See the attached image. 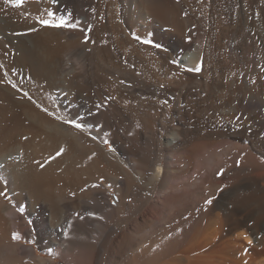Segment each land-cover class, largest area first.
Masks as SVG:
<instances>
[{"label": "bare ground", "instance_id": "obj_1", "mask_svg": "<svg viewBox=\"0 0 264 264\" xmlns=\"http://www.w3.org/2000/svg\"><path fill=\"white\" fill-rule=\"evenodd\" d=\"M0 61L63 116L0 82V264H264V0H0Z\"/></svg>", "mask_w": 264, "mask_h": 264}, {"label": "rangeland", "instance_id": "obj_2", "mask_svg": "<svg viewBox=\"0 0 264 264\" xmlns=\"http://www.w3.org/2000/svg\"><path fill=\"white\" fill-rule=\"evenodd\" d=\"M74 29L77 33L81 32L80 26H76ZM0 82L8 85L10 88L13 87V85H15V87H13L11 89L13 91L16 90V91H14L16 98L18 100L22 101L23 103L27 104L28 106L34 108L35 110H37V112H40L44 116L45 120L50 121L51 119L52 120H62L63 119V116L60 114V112L56 109V107L53 104H51L49 102L46 103L45 101L41 100L37 94L32 93L29 90H27L26 82L25 81L20 82L19 80H16L13 77V75H11L10 71L8 70V67L1 61H0ZM0 90L2 91V89H0ZM108 149L109 150L113 149L111 144L108 145ZM105 188L108 192V195L111 199L112 204L115 206L117 204V201H118L117 192L115 190H112L111 187H109L108 185H105ZM0 193H5L6 194V196H5L6 201L8 203H12L13 199H12L11 193L9 191L4 192L2 190L1 185H0ZM136 203L138 204V202H136ZM119 213H121V210L119 208H117V210L114 209V216H117ZM23 242L28 244V245L33 243L35 245L38 253H40L42 255H45V256H52L53 255L50 252H46V251L41 250L39 248V245L31 239L23 240ZM57 260L61 261L60 258H58Z\"/></svg>", "mask_w": 264, "mask_h": 264}, {"label": "snow or ice", "instance_id": "obj_3", "mask_svg": "<svg viewBox=\"0 0 264 264\" xmlns=\"http://www.w3.org/2000/svg\"><path fill=\"white\" fill-rule=\"evenodd\" d=\"M15 3L17 6H19L20 4L23 3V0H15ZM49 15L51 16L52 13H49ZM42 25H47V26H51V27H76V25H69L66 23V21L61 18L58 22H52L51 20H43L41 19L39 21ZM137 39H139V37H136ZM87 39V38H86ZM148 41H145V43H147ZM196 71H199V68L195 69ZM13 87H15V85H13ZM69 123H72L75 127L77 128H81L83 127L82 124H77L74 120L73 121H68ZM62 151V150H61ZM59 155V153H57ZM3 193H0V195H2ZM208 203H211V201H208ZM14 238H18V236H14Z\"/></svg>", "mask_w": 264, "mask_h": 264}]
</instances>
